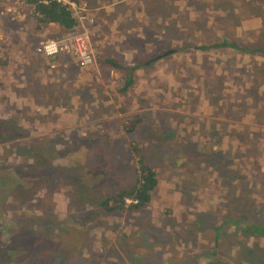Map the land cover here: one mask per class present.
Wrapping results in <instances>:
<instances>
[{
    "label": "rangeland",
    "instance_id": "rangeland-1",
    "mask_svg": "<svg viewBox=\"0 0 264 264\" xmlns=\"http://www.w3.org/2000/svg\"><path fill=\"white\" fill-rule=\"evenodd\" d=\"M3 1L15 27L8 33L0 17V88L11 87L0 89V174L12 170L17 178L32 175L24 187L11 177L8 194L0 198V248L8 244L13 249L10 257L4 255L5 262L219 264L213 258H223L220 264H264V128L251 124L244 114L252 99L254 104L264 100V58L225 50L190 52L194 50L188 47L213 42L222 31L240 47L245 42L264 44V0L257 6L254 0H195L194 7L181 13L176 10L184 7L166 0H77V5L71 4L73 15L89 20L83 7L95 10L98 19L92 26L101 42L110 35L109 22L114 27L118 12L125 10L127 16L123 13L119 20L122 28L116 31L133 27L126 42L136 53L130 55L124 45H119L118 54L103 49L94 65L80 69L79 79L88 91L82 89L81 94L82 87H75L79 101L65 99L75 79V63L65 55L47 60L34 51L40 39L67 36L55 27L32 34L30 9L22 7V0ZM220 3L223 13L217 10ZM228 4L233 6L229 10ZM137 7L142 12L134 17ZM77 28L79 23L71 36ZM85 29L91 44L92 32L86 25ZM174 48L183 50L173 54ZM165 52L171 53L153 59ZM107 56L129 68L144 64L131 71L133 84L124 96L116 94L117 81L105 75L110 69L99 62ZM59 59L67 63L57 67ZM52 71L64 75L65 83H55L49 77ZM123 113L148 115L149 126L135 133L142 135L129 139L148 136L146 163L155 170L157 182L141 211L126 209L125 200L123 210L107 213L95 208L96 201L128 189L134 180L129 139L117 133ZM167 129L176 134L172 144ZM157 130L159 134L150 137ZM181 139L185 148L178 145ZM209 139L236 160L212 158L207 149L200 152L197 142ZM41 163L58 182H34L35 167ZM236 176L242 177V184L233 182L226 188L224 177L232 181ZM233 211H241L248 226L258 228L242 235L240 224L226 229V238L212 256L211 227L236 217ZM192 225L201 231L191 232Z\"/></svg>",
    "mask_w": 264,
    "mask_h": 264
},
{
    "label": "trees",
    "instance_id": "trees-1",
    "mask_svg": "<svg viewBox=\"0 0 264 264\" xmlns=\"http://www.w3.org/2000/svg\"><path fill=\"white\" fill-rule=\"evenodd\" d=\"M216 1L220 2L223 0H216ZM231 1L237 2V0H231ZM22 4L24 5V6H22L23 8L30 9V12H31L30 17L32 19V21H31V23H32V34L34 33V34L38 35V34H41L42 32H44L45 30L48 31L49 29H53L55 27L58 31H60V33L62 35L65 34V36H68V35L72 34L74 31V28H76L78 26V21L75 18V16L73 15L72 8H71V4L77 5V0H22ZM259 4L263 5V0H254V6H257ZM231 7H233V6H231V4H228L227 10H229ZM26 16L28 17V14H26ZM227 16L229 17V15H227ZM0 17L2 19V23L4 24V27H7V32L8 33L12 32V28L15 27V26H13L14 21L12 22L13 23L12 24L9 20H13L14 18L9 19V16H5L1 10H0ZM237 18L239 19V17H237ZM92 19L93 18H91V20ZM261 20H262V23L264 24V19L261 18ZM92 22H93V20H92ZM233 24L237 26L238 22H234ZM258 28L261 29L260 23L258 24ZM78 30L79 29L77 28V31ZM20 33L22 34L21 31H20ZM11 36H13V34H11ZM43 40H45V39H43ZM54 40H56V39H54ZM244 44H246V45L241 46V47L238 46L230 38H227V36L225 35V32L222 31L221 34L219 35V37L217 39H215L213 42H200L196 46H188V47H191L194 50V51H190V52L209 53L211 51H216V50H225V51H229V52L233 51V52H235L237 54H241V55L257 54L260 57L264 58V44H262V45L260 44L259 46L247 44L246 42ZM185 48H186V46L183 47V49H185ZM183 49H181V48L175 49L174 48L171 52L173 54H178ZM185 50H187V48ZM0 54H2V52H0ZM164 57H166V56H164ZM66 59L69 60L70 58L66 57ZM99 62L101 63V65L102 64L105 65L110 70L118 71L121 74V76L119 77V79L117 80V83H116V94L121 95V96L122 95L124 96L128 92V90L131 88V85L133 84L132 77H131V73H132L131 71L134 69H137V68H142L144 65L141 62H139V63H137L136 66L129 68L127 66H124L120 62H118L116 60V58H111L108 56L105 57V59H100ZM3 63H4V60H2V55H0V67L3 65ZM209 69H211V67ZM230 70H232L233 72L236 71L233 68H231ZM225 79H229V74H228V76H225ZM252 96H257V93L252 94ZM245 99L246 98H244L243 101ZM254 101H255V98L252 99V101H251L252 107L248 109V112H244V114L251 117L249 120V122L251 124L259 125V126H262L264 128V100L259 99L256 104H254ZM226 105H227V107L230 106L229 104H226ZM258 112H261L262 114L256 115ZM157 114H159V113H157ZM121 118L123 119V121L120 124V130H118L117 133L120 134V136L122 135V137H125L127 139H129L131 136L142 135V134H135V133L140 128L147 126L146 120L148 119V115L146 113L144 116H141L138 114H133V113H131V114H124L123 113ZM180 123L181 122L178 121V125H180ZM158 126L159 125H157V127ZM175 128H178V127L176 126ZM178 129L183 130L182 127L178 128ZM168 130L170 132V136L167 138V141L171 140L170 144H172L174 142L173 140H174V137L176 134L175 133L171 134L172 129H167L165 131H168ZM158 134H159L158 130L157 131H151L150 137L154 138ZM181 135H182V132H181V134H179L177 136H181ZM263 135H264V133H263ZM147 137H148L147 135H146V137H143L140 139L136 138V137H132L131 139L128 140V149H129L130 154L132 156V159L130 162V164H131L130 168H131L132 173L134 175L133 184L126 190H121L120 192H118L114 195L106 196L105 198L103 197L98 202L96 201V203L94 205L95 208L103 209L107 213L121 211V210H123V207H124V201L128 200L129 204L126 207V209H129V211H141L142 208L145 207L147 205V203L150 202L151 193L156 186L157 179H156L155 170H153L146 163L145 149H146L147 145L149 144V142H147L145 140V139H147ZM185 143H186L185 139H181L180 142H178V145L181 148H185ZM197 148L199 149L200 152L204 149H207L208 154L212 158L216 157V156H220V159H227V161L228 160H236V158L235 159L232 158L231 155H229L230 157L227 158V155L223 154V152H225L227 150H219V146L215 143V141H213L211 139H209V141H204V142L200 141L199 143L197 142ZM52 152L58 156L62 155L61 151H59V152L52 151ZM32 154H33V152H32ZM151 155L152 154H150L149 156H151ZM45 164H47L49 167L52 165V164H49L48 162ZM45 170H46V166L43 165V163L36 165V167H35L36 172H35V176L33 177L35 183H37V181H40V180H45V183H46L47 178H50L51 180L53 179L54 182H58V176H56L55 174L50 173L48 171H45ZM15 178L18 180L17 183L22 184L21 187H24V186L29 185V182L32 179V175L30 177L22 176L20 178H17V176L15 175ZM68 178L71 179V177H69V176H68ZM224 178L226 180H224L223 182L228 183L225 186L226 188L230 187L233 182H239L240 184H242V180H240V179H242L241 176H239V178L236 176L232 181H230V180L233 177H224ZM6 184L10 185V183L8 181H6ZM9 185H8V188L6 190L5 195L8 194ZM29 187L32 190L31 184ZM45 194H46V192H45ZM0 204H2L1 201H0ZM233 212L235 213L234 215H237L236 217L224 218L222 220L217 221L216 225L211 227V231H212L211 244L212 245H211L210 250H211L212 256H213V254H215V250L219 246V243H221V241L224 238H226V234H225L226 229L229 230V229H231V227L233 225L240 224V226H241L240 227L241 228V234L240 235H242L243 233L250 234L253 231V229L255 230L258 228V226H254V225L248 226L247 222L245 221L244 214L241 211H233ZM239 218H241V219L239 220ZM243 220H244V222H242ZM242 223H245V225H242ZM0 227H1V224H0ZM195 228L197 231H201L200 228H197L196 226L194 227L193 225H192V228L190 231L193 232V230ZM189 242L191 244L192 240L190 239ZM2 245H4V244H2ZM12 250L13 249H11V247L8 244H6L5 248H3V249L0 248V264H9L8 261H7V263L5 262L4 255L7 253V255L10 257L11 256L10 253H13ZM250 253H251V250H249L248 255H250ZM6 259H7V257H6ZM213 259L216 262L219 261L218 262L219 264H220V262L223 261V258L220 260L215 259V258H213ZM246 264H248V263H246Z\"/></svg>",
    "mask_w": 264,
    "mask_h": 264
},
{
    "label": "crops",
    "instance_id": "crops-1",
    "mask_svg": "<svg viewBox=\"0 0 264 264\" xmlns=\"http://www.w3.org/2000/svg\"><path fill=\"white\" fill-rule=\"evenodd\" d=\"M166 1L168 3H171L173 6H176V7L179 6V7H184L185 8L184 11L176 10L179 13H181V12H188L187 9H189L190 7H194V4H195V0H166ZM201 2H204V0L201 1ZM221 3H220V5H218V7L219 6L220 7L217 10L220 11L221 13H223L224 9L222 8V4ZM118 4L121 5V3H117L116 5H118ZM137 5L138 6H142V3H139L138 2ZM83 9L86 11V14L91 15V18H93L92 19L93 22L91 21L90 24H88V22H85V25L92 32V33L91 32L90 33L93 36L94 42L93 43L91 42V45L93 47V51H94V54H95V57H96L95 59H97V56H100L104 52L103 49L106 50L107 47H109V49L113 53L118 54L119 51L121 50L119 48V45H124V49L123 50L126 51V52H129L130 55L133 56V55L136 54L135 53V50L133 49L132 46H128L127 47V45H130V44L128 42H126V39L127 38H130V35H131L132 31H135L133 29V27H129L126 30H124L125 27H123V31H120V32L116 31V29H118L119 27L122 28L120 26V23L121 22L119 20H122L120 18V15H122L123 13L125 14V17L127 16L126 13H125V10H122V11L118 12V19L115 17L116 20H117V23L114 24V27H112V21L109 22L110 35H108V38L105 36L103 38L102 42H101V38L99 37L101 35L98 34V32L95 29V26L94 25L92 26V23L95 24V21H97V19H98V17L95 15V13H96L95 10L93 11V10L89 9V7L88 8H84L83 7ZM204 10L208 11V9H204ZM106 11H109V10H106ZM140 12H142L141 9L137 7V10L134 13V17L135 16H138V14ZM123 18H124V16H123ZM141 22L144 23L143 21H141ZM138 30H140L139 26H138ZM138 35L139 34L136 33L134 38L138 37ZM95 39H96V42L99 39V42L98 43H100V44L94 45V43H96L95 42ZM108 57L115 58L114 56H108ZM71 61H73V60L70 59V61H68V62H71ZM63 62L67 63L66 60H63ZM63 62L61 61V59L58 60V64L61 63V65H62V64H64ZM73 62H71V63H73ZM58 64H56L57 67L60 66V64L59 65ZM73 69H74V74L72 76H74L75 79L73 80V84L70 85L71 87L65 90V93H66L65 99L68 100V101H71V99H76V100L79 101V96H78V93H76V88L75 87L76 86H81L82 88L80 89L79 93L82 94V93H84L82 91V89H86L88 91V86H84V80L79 79V76L81 75V70L79 68H77L76 64L73 65ZM55 72L52 71L51 74L49 75V77L55 79L54 82L57 83V84H60V85L61 84H64L65 83L63 81L64 79H62L64 77V75H59V73L56 72L57 73L56 74ZM0 73H1V71H0ZM108 74H109V77L112 78L114 81H117V79H119V77H120L119 76V72L118 71H115V70H109V73H108V71H107V73H105V75H108ZM115 75H117V76H115ZM108 84H111V83H108ZM6 86L7 85H3V87L0 88L1 91H3V92H6L7 90L9 91V89L11 87L10 86H7L6 87ZM106 86H107V84H106ZM23 89H24L23 87L22 88H19V89L15 90V92L19 91V93H20L21 91H23ZM53 92L55 93L56 91H53ZM77 92H78V90H77ZM1 94L6 95V93H1ZM81 98H82V96H81ZM21 100L22 99H18L17 101H21ZM72 102L74 103L75 101L72 100Z\"/></svg>",
    "mask_w": 264,
    "mask_h": 264
},
{
    "label": "built area",
    "instance_id": "built-area-1",
    "mask_svg": "<svg viewBox=\"0 0 264 264\" xmlns=\"http://www.w3.org/2000/svg\"><path fill=\"white\" fill-rule=\"evenodd\" d=\"M2 2L4 1L0 0V10L2 13L6 16L12 15L8 14L11 12L8 6H1ZM77 21L80 25L77 33L59 40L40 39L36 44L35 53L47 60H53L60 55L68 56L79 69H87L89 66L94 65L96 60L95 54L88 39V31L85 29V22L90 24L92 20L77 17ZM1 28L2 25H0V30Z\"/></svg>",
    "mask_w": 264,
    "mask_h": 264
},
{
    "label": "flooded vegetation",
    "instance_id": "flooded-vegetation-1",
    "mask_svg": "<svg viewBox=\"0 0 264 264\" xmlns=\"http://www.w3.org/2000/svg\"><path fill=\"white\" fill-rule=\"evenodd\" d=\"M79 145H81V144H79ZM61 153H63L65 156H69L68 155V152H62L61 151ZM5 172V174H0V177L3 179V180H5V181H8L10 184L12 183L11 182V180H12V178L11 177H14L15 178V176H14V174L12 173V171H10V170H6V171H4ZM1 173V172H0ZM13 181V180H12ZM6 185V183L5 182H3V183H0V198H2V197H4V195H5V193H6V190H7V188H8V184L3 188V189H1V185Z\"/></svg>",
    "mask_w": 264,
    "mask_h": 264
},
{
    "label": "water",
    "instance_id": "water-1",
    "mask_svg": "<svg viewBox=\"0 0 264 264\" xmlns=\"http://www.w3.org/2000/svg\"><path fill=\"white\" fill-rule=\"evenodd\" d=\"M171 52H165V53H163V54H161L160 56H156L155 58H153L154 60H157V59H159V58H161V57H164V56H166V55H168V54H170Z\"/></svg>",
    "mask_w": 264,
    "mask_h": 264
},
{
    "label": "bare ground",
    "instance_id": "bare-ground-1",
    "mask_svg": "<svg viewBox=\"0 0 264 264\" xmlns=\"http://www.w3.org/2000/svg\"><path fill=\"white\" fill-rule=\"evenodd\" d=\"M66 57H68V56H66ZM71 59V58H70Z\"/></svg>",
    "mask_w": 264,
    "mask_h": 264
}]
</instances>
